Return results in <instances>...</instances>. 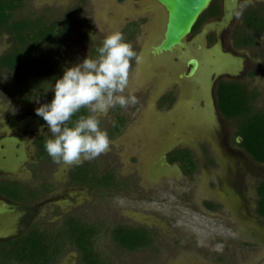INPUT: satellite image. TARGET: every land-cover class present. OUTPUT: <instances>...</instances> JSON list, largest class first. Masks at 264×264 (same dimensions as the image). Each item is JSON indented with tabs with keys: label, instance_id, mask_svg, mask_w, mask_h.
<instances>
[{
	"label": "rangeland",
	"instance_id": "obj_1",
	"mask_svg": "<svg viewBox=\"0 0 264 264\" xmlns=\"http://www.w3.org/2000/svg\"><path fill=\"white\" fill-rule=\"evenodd\" d=\"M228 7L232 6L229 4ZM228 11L226 9L225 14ZM29 13L67 17L72 33L55 53L65 68L82 62L87 56L94 57L92 50L95 46L117 30L143 58L139 65L132 62L130 76L129 87L138 102L127 108H111L100 118L104 129L113 121L117 111L126 120L121 135L110 139L106 153L81 162L94 163L101 172L115 170L116 181L121 186L109 190L100 188L91 194L66 184L65 174L71 165L55 163L45 166L41 169L45 173L42 182L55 184L52 203L56 202L60 207L44 206L42 214L51 215L60 210L62 214L74 213L97 225L100 231L94 241V250L105 264H264V220L257 223L254 219H242L238 204H233L232 212L225 206V212L207 213L203 208L204 201L211 199L210 192L220 194V189L225 191L231 182L252 189L258 181L250 174L238 177L236 161L229 158L223 160L224 166H217L233 168L234 181L220 186L212 178L213 172L219 170L196 155L203 151L209 154L207 150L210 149L215 152L217 161H222L219 152L222 137L228 132L234 137L236 132L232 122L217 118L210 102L209 106L205 105L202 87L180 78L188 70L185 68L187 59L199 56L198 46L206 47V32L197 36L196 44L186 47L185 41L183 50L155 57L151 48L161 40L165 15L153 0H30L18 17ZM130 23L138 25L131 27L133 34L127 37L130 31L127 32L125 26ZM9 45L8 37L0 38V54ZM244 61V67L248 69L254 63L246 58ZM258 61L260 67L245 82L260 94L255 108L264 109V59ZM14 82L11 74L0 70V107L6 103L4 91L14 88L10 85ZM52 87L54 85L45 97L34 96L27 111L28 115L35 116L34 131L43 135H50V131L35 109L52 101ZM167 94L176 97L172 108L157 103ZM28 146L25 142L22 151L26 159L33 154L30 150L28 152ZM175 147L191 150L192 162L197 166L195 178L184 177L177 164L156 169L160 159ZM249 163L251 168H258ZM229 177L221 175L222 183ZM222 195L224 197V193ZM223 200L227 205L231 204V200ZM123 223L147 227L154 237V244L137 252L120 249L110 235L112 228ZM69 263L67 259L62 262Z\"/></svg>",
	"mask_w": 264,
	"mask_h": 264
},
{
	"label": "flooded vegetation",
	"instance_id": "obj_2",
	"mask_svg": "<svg viewBox=\"0 0 264 264\" xmlns=\"http://www.w3.org/2000/svg\"><path fill=\"white\" fill-rule=\"evenodd\" d=\"M229 4H231L230 0H213L209 9L203 13L196 23V25L198 24L197 28L195 29V25L191 33L187 36L188 40H186V47L193 43L196 44L198 40L197 36L205 31L206 47L202 48L198 46L199 56L192 57L199 62L196 79L192 81L193 78H185L190 69V66H187L186 63L185 68H188V70L183 74V79H185L186 82L192 84L194 82L196 83V87H202L204 92L202 101H204L207 106H209L208 102H210L217 118L227 123L231 121L225 120L221 116L218 106L216 105L217 100L215 91L217 85L220 81L227 83L239 82L245 85L251 94L255 91L256 96L252 101L254 107H256L260 94L258 90L250 88L245 81L246 79L252 78L255 70L260 67V62L258 60L264 59V0H236L234 7L225 14L226 9L229 10ZM213 5L214 9H210ZM30 14L36 16L44 15L29 13V15ZM18 15L19 14H16L15 18H17ZM60 17L65 19L64 23H67L66 16ZM255 17L262 19V23H259V27L250 26L252 21L250 18ZM48 18L52 17L49 16ZM52 19H56V17ZM133 25L138 24L130 23L127 24L125 28L131 32V27ZM4 37H8L10 45L0 56L8 52L13 46L11 36L8 34L0 36V38ZM67 41L68 40H66V42ZM64 44H62V46ZM59 48L53 49L49 53L53 56L52 59L61 65V69L63 70L65 66L57 59L55 54L58 52ZM183 52H185V50ZM244 58L254 61V63H251L249 69L244 67ZM1 72H8L11 74L15 82L10 83L14 88L4 91L3 97L6 103H3L2 107H0V120L3 119V122H0V264H40L43 263V255L56 253L60 256L55 257V264H62L65 259L69 260L71 264H80L79 253L75 250L72 242L64 241V248L63 250L61 249V231L66 234L68 233L66 232L65 222L72 221L73 225L77 219L85 222L88 226V230H94L96 237L100 231L99 227L94 223H88L82 217L79 215L76 216L74 213L62 214L60 210H55L51 215L42 214L41 210H43L44 206L56 205L57 208L60 207L58 203H52L55 198L52 197L56 191V188H54L55 184L50 185L47 182H42V177H45V173H43L41 169L55 163H53L48 154L41 149L48 136L34 131L33 125L36 123L35 116L28 115L27 113L32 105L31 102L34 96L40 97L41 94H43L45 97L48 93V89L52 85H55V82H51L49 85L50 87L46 90H37L35 87H32L34 91L28 93L26 88L27 84L21 83L19 80L21 78L16 79L14 74L8 70H1ZM206 83L210 84L208 85ZM32 85H34V82ZM175 102L176 97L167 94L161 97L157 103L159 106H168L172 108ZM204 102L201 103L204 104ZM118 119L124 120L116 111L113 121L105 127L104 130L108 132L109 128L113 127L114 122ZM124 122L126 123V120H124ZM125 126L126 124L122 128V131ZM1 127H3V129ZM234 128L237 132V128L235 126ZM236 132L234 137L233 134L229 132L227 136L222 137L220 151L218 150L223 157L222 161L218 162L216 159L217 157H215V152L210 149L207 150L209 154L203 151L201 154L197 153L196 155L198 158L200 157L205 161V163L208 162L212 168L215 166V170H219V172H213L214 175L212 178L218 181L220 186L224 183L228 184L230 180L234 181L233 168H229L228 166L222 167L224 166L222 163L229 158L233 162L234 160L236 161L234 164L236 165L235 172L237 171L238 177H244L250 174L255 176L258 181L253 185L252 189L242 186L241 183L235 186L234 183L231 182V185L228 184L225 191L220 189V194L217 191L214 193L210 192L209 196L211 199L204 201L203 208L207 213L218 210L225 212V206L232 212L234 208L233 204H238L239 208L241 207L240 209H242L240 213L242 214V219L246 221L254 219L257 223H260L264 220V216L258 215V203L260 201L258 189L260 184L264 182V164L256 163L249 154L240 147L241 139L236 135ZM25 142H28L29 145L28 152L30 150V152L33 153L28 159L24 157V153L22 152ZM231 146H236V148L234 149ZM185 150L184 148L175 147L167 151L156 165V169H167L171 164H177L184 177L188 179L195 178L194 172L196 168L194 167L193 172L187 174L183 166V161L180 160L184 158ZM178 152L183 153V155H177L176 153ZM44 153L45 156L43 155ZM191 153L190 150V154ZM178 157L180 159H177ZM249 162L252 163V167L255 165L256 168H258H251ZM218 164L222 166H217ZM85 166L88 167L86 172L89 173L88 176H85L86 180L85 178L80 179L76 177L79 173L85 172ZM98 169L99 168L94 163L88 162L71 165L66 171L64 181H67V185L73 186L76 189H85L88 193L91 192L92 194L94 190L99 191V189L91 180L89 181L88 178L90 177L91 179L94 174L98 173L100 171H97ZM106 171L112 172L115 175V170L112 169L100 172L102 174ZM229 171L232 173H229ZM221 175L230 177L226 179V182L222 183ZM222 193H224V197ZM218 194L221 197H219ZM224 198H227V201L231 200V204L227 205L225 203L226 201L224 202L223 200ZM207 205H210L211 208ZM234 214H236V212H234ZM238 218L240 219L241 217ZM262 223L264 225V222ZM118 226L122 228L124 226L131 228L138 227L148 231L147 227L144 228L126 223L116 225V227ZM114 228H112V230ZM149 233L151 236L150 246H152L154 244V237L151 235V232ZM34 241H39L43 247L32 245ZM8 257L9 259H7ZM102 260L99 264H105Z\"/></svg>",
	"mask_w": 264,
	"mask_h": 264
},
{
	"label": "trees",
	"instance_id": "obj_3",
	"mask_svg": "<svg viewBox=\"0 0 264 264\" xmlns=\"http://www.w3.org/2000/svg\"><path fill=\"white\" fill-rule=\"evenodd\" d=\"M30 0H0V36L8 34L13 41L12 48L4 55L0 56V70H8L21 83L27 84V92H33L34 87L37 90L48 89L51 82H55L63 75L61 65L49 53L57 49L66 42L71 36L72 28L64 23L65 19L60 17L56 19L48 18L49 16H36L30 14L27 16L15 15L20 13L27 2ZM210 9H214V5ZM251 27H259L262 23L261 18H250ZM198 24L195 26L197 28ZM133 29V28H132ZM129 30L127 29V32ZM130 37L133 33L128 32ZM102 44L98 43L92 50L93 56L97 55L96 49ZM34 82V85H32ZM33 87V88H32ZM217 106L221 116L231 121L237 128L236 135L240 137V147L249 154L256 163L264 164V109L255 108L253 99L256 96L255 91L251 94L247 87L239 82H222L217 85L216 91ZM40 97H43L41 94ZM28 101V100H27ZM79 114H87V110H81ZM78 114V115H79ZM77 117L74 116L73 120ZM125 122L118 119L114 122L113 127L109 128V137L115 138L121 134ZM43 146V144H42ZM41 149L45 150L43 146ZM45 153L43 154L45 156ZM183 155V153H176ZM177 159H180L179 157ZM184 169L188 174L194 170L195 165L189 151L185 150L183 159ZM85 172L79 173L76 177L86 180L88 167H84ZM92 183L98 189H118L121 185L116 180L112 172H104L97 176L94 174L91 179ZM260 201L258 203V215L264 216V182L258 189ZM211 208L210 205H207ZM66 223V232L61 231V249L64 248V241L72 242L75 250L79 253L80 264H99L101 257L94 250V241L96 235L94 230H88L85 222L75 220ZM111 239L123 251L137 252L150 247L151 236L147 230L142 228H131L118 226L111 231ZM43 247L39 241H34L32 245ZM59 254L43 255V263L55 264V257ZM31 257V255H30ZM29 257V258H30ZM9 259V257L7 258ZM103 261V260H102Z\"/></svg>",
	"mask_w": 264,
	"mask_h": 264
},
{
	"label": "clouds",
	"instance_id": "obj_4",
	"mask_svg": "<svg viewBox=\"0 0 264 264\" xmlns=\"http://www.w3.org/2000/svg\"><path fill=\"white\" fill-rule=\"evenodd\" d=\"M96 52L66 67L52 87V101L35 109L50 131L44 147L53 163L79 164L106 153L110 138L101 128V116L138 102L129 87L130 76L132 62L139 65L143 58L132 43L121 31H112ZM81 110L87 114H79Z\"/></svg>",
	"mask_w": 264,
	"mask_h": 264
},
{
	"label": "water",
	"instance_id": "obj_5",
	"mask_svg": "<svg viewBox=\"0 0 264 264\" xmlns=\"http://www.w3.org/2000/svg\"><path fill=\"white\" fill-rule=\"evenodd\" d=\"M213 0H153L165 15L164 29L161 40L151 48L155 57L165 53H174L184 47L187 36L198 22L199 18L209 9ZM234 7L236 0H230ZM232 7L229 9L231 10ZM190 66L185 78H194L199 68L195 58H188ZM184 76L182 75L181 78Z\"/></svg>",
	"mask_w": 264,
	"mask_h": 264
}]
</instances>
